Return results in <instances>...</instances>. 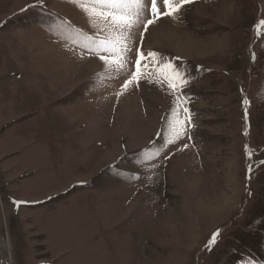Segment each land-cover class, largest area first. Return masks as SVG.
Listing matches in <instances>:
<instances>
[{"label":"rangeland","instance_id":"rangeland-1","mask_svg":"<svg viewBox=\"0 0 264 264\" xmlns=\"http://www.w3.org/2000/svg\"><path fill=\"white\" fill-rule=\"evenodd\" d=\"M36 2L0 0V64L35 106L14 120L34 129L24 143L9 121L0 127L1 160L15 176L10 187L0 174V264H264V0H194L148 25L163 20L183 37L170 46L159 35L160 49L145 43L146 10L127 69L99 78L103 62L67 37L106 33L71 0L28 7ZM60 22L66 33L50 28ZM137 50L174 60L189 77L178 118L187 108L191 120L174 143L167 88H123Z\"/></svg>","mask_w":264,"mask_h":264},{"label":"snow or ice","instance_id":"snow-or-ice-1","mask_svg":"<svg viewBox=\"0 0 264 264\" xmlns=\"http://www.w3.org/2000/svg\"><path fill=\"white\" fill-rule=\"evenodd\" d=\"M73 4L79 6L89 16L90 23L97 32L103 31L105 36H92L77 30L73 39L74 43L87 49L89 53L99 57L104 64V69L97 73V77H101L104 71H123L127 69L128 53L132 50V32L141 23V18L146 10H150L152 19H148L145 23V31L148 30V25H152L156 20L162 17H177L185 6L194 2V0H162L165 11H161L157 0H71ZM28 7H43V0H37L33 5ZM67 22H60L56 26H50L53 30L66 33L65 27ZM257 30L264 28V20H260L256 25ZM264 34V33H262ZM252 58L255 59V52H252ZM179 59V58H176ZM143 61V63H142ZM135 70L131 73L130 78L123 84L124 90L130 87L139 86L143 80L147 83H155L161 87H166L169 93L173 96L175 107L172 109L174 119L169 121L168 129L170 137L167 143H174L181 135L186 134L185 123L191 120V114L187 108L183 109L184 118H178V109L182 103H186V98L183 97L182 89L186 88L189 83V77L186 70L176 65L174 60H169L162 54L147 50H137V59L134 61ZM250 101L245 97L243 100L245 113V135H248L249 125L247 123V113ZM187 147V145H185ZM246 154L251 159L253 150L250 145H245ZM159 154L156 152L146 151L143 156L144 161H150L153 157ZM264 164V161L260 162ZM253 166L248 165L249 179L252 178ZM119 174V173H118ZM127 179H135L134 174H128ZM25 203L23 201H15L16 207ZM220 231L213 233L209 239L206 248L209 250L215 245ZM248 264H256L254 260H249Z\"/></svg>","mask_w":264,"mask_h":264},{"label":"crops","instance_id":"crops-1","mask_svg":"<svg viewBox=\"0 0 264 264\" xmlns=\"http://www.w3.org/2000/svg\"><path fill=\"white\" fill-rule=\"evenodd\" d=\"M1 46V43H0ZM4 65L0 64V127H3V125L6 124L7 121H9V124L7 125L8 128L10 127V130L13 129V134L17 136L19 140H24L25 138H29L30 132H32L34 129L32 126H30L31 131L28 130V126L26 124V121L23 124L16 125L17 123H14L15 118L19 117L21 114H25L28 111H31L35 108L33 105H29L26 102V98L24 95H22V92L19 93L17 90L14 89L13 84H11V79H6V73L4 72ZM16 125V126H15ZM22 125V128H21ZM29 131V132H28ZM6 145H4L0 141V158L2 156V148H5ZM12 147V146H11ZM14 150V148H11ZM6 154V153H4ZM17 165H13V169ZM6 172L7 174L9 171H7L6 165L4 162L0 165V174H3ZM5 179L8 180H15V176H4ZM13 184H11L12 187Z\"/></svg>","mask_w":264,"mask_h":264},{"label":"bare ground","instance_id":"bare-ground-1","mask_svg":"<svg viewBox=\"0 0 264 264\" xmlns=\"http://www.w3.org/2000/svg\"><path fill=\"white\" fill-rule=\"evenodd\" d=\"M159 21L160 22H158V23H160V24H158L156 26H151V27L148 28V36L145 38V43H146L147 47L148 48H152V49H160V46H162V43L160 42V40L158 38L159 35H164L163 37H165V39L168 40L170 46L174 45L175 42L179 43V41L183 37L180 39V35L179 36L175 35V33H176L175 30L176 29H174V28L169 27L168 25H166V23H164L163 20H159ZM182 41H184V40H182ZM190 41H191V39H190ZM174 54H176V53H174ZM179 55H181V54H179ZM151 88H152V92L156 96L161 97V94L159 93V88L158 89H157V87L156 88L155 87L154 88L151 87ZM193 184H194V182H193ZM192 188L196 189L195 187H192ZM191 189H189V190H191ZM194 189H192V190H194ZM0 243L2 244V240L0 241ZM6 244H7V242H6Z\"/></svg>","mask_w":264,"mask_h":264},{"label":"flooded vegetation","instance_id":"flooded-vegetation-1","mask_svg":"<svg viewBox=\"0 0 264 264\" xmlns=\"http://www.w3.org/2000/svg\"><path fill=\"white\" fill-rule=\"evenodd\" d=\"M6 125H7V124L3 125V128H4V127H6ZM5 157H6V156H5ZM4 159H5V158H4ZM2 162H3V160H1V158H0V165L2 164ZM7 171H8V170H7ZM3 175H4V176H6V175H7V173H6V172H4V173H3ZM17 179H18V178H17ZM11 184H13V181H12V180H11V181H9V186H10ZM10 187H11V186H10Z\"/></svg>","mask_w":264,"mask_h":264},{"label":"water","instance_id":"water-1","mask_svg":"<svg viewBox=\"0 0 264 264\" xmlns=\"http://www.w3.org/2000/svg\"><path fill=\"white\" fill-rule=\"evenodd\" d=\"M9 264V263H8Z\"/></svg>","mask_w":264,"mask_h":264}]
</instances>
